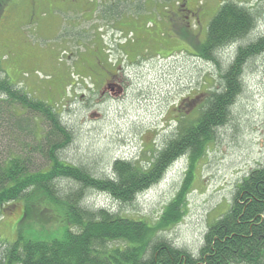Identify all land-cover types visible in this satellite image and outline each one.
Instances as JSON below:
<instances>
[{"label":"rangeland","instance_id":"rangeland-1","mask_svg":"<svg viewBox=\"0 0 264 264\" xmlns=\"http://www.w3.org/2000/svg\"><path fill=\"white\" fill-rule=\"evenodd\" d=\"M222 1L9 0L0 17V67L18 87L57 108L73 133L64 160L98 177L111 175L115 159L143 161L146 167L175 131L174 119L193 113L202 94L219 85L220 67L240 45L220 49V64L199 55ZM229 1L257 15L245 41L264 34V0ZM244 84L230 122L206 154L193 163L187 155L177 158L133 204H120L102 191L88 193V203L163 228L160 235L197 255L209 227L228 211L237 185L264 165V55L247 67ZM34 127L37 135L44 130L40 123ZM23 138L13 143L6 137L0 148L19 150L34 134ZM186 182L187 208L174 224L169 208ZM24 211L19 201L0 214L2 241H13L20 230L42 240L63 237L60 222H21ZM164 217L170 222L160 226Z\"/></svg>","mask_w":264,"mask_h":264},{"label":"trees","instance_id":"trees-1","mask_svg":"<svg viewBox=\"0 0 264 264\" xmlns=\"http://www.w3.org/2000/svg\"><path fill=\"white\" fill-rule=\"evenodd\" d=\"M8 2L0 0V17ZM256 19V13L241 3L222 1L199 48L201 57L220 64L218 51L240 43L230 63L220 67L219 85L210 84L213 88L202 94L193 113L183 111L174 119L175 131L148 166H142L143 161L115 159L107 177L62 158L73 133L57 108L18 87L0 67V142L7 137L16 143L23 135L28 139L34 134L19 150L0 148V214L20 201L25 205L21 222L57 220L64 228L62 238L26 237L20 230L13 241L0 239V264H264V165L237 185L228 211L209 227L197 255L160 235L165 229H153L145 220L109 208H94L86 198L90 192L102 191L120 204H133L177 158L187 155L193 163L206 152L232 118L233 106L245 88L247 67L264 55V34L245 41ZM39 123L44 130L37 135L34 124ZM186 187L187 182L170 205L171 223L182 218ZM170 221L164 217L159 224Z\"/></svg>","mask_w":264,"mask_h":264}]
</instances>
